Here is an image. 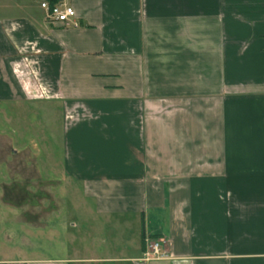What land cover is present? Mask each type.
Listing matches in <instances>:
<instances>
[{
  "label": "crops",
  "instance_id": "crops-1",
  "mask_svg": "<svg viewBox=\"0 0 264 264\" xmlns=\"http://www.w3.org/2000/svg\"><path fill=\"white\" fill-rule=\"evenodd\" d=\"M41 1L0 0V103L39 117L0 107V264H264V0Z\"/></svg>",
  "mask_w": 264,
  "mask_h": 264
},
{
  "label": "rangeland",
  "instance_id": "rangeland-1",
  "mask_svg": "<svg viewBox=\"0 0 264 264\" xmlns=\"http://www.w3.org/2000/svg\"><path fill=\"white\" fill-rule=\"evenodd\" d=\"M0 107H2L3 109L1 113L3 117H1L5 119V128L8 131H19V129H23L19 126L28 127L32 124V120H36L39 118L37 117L38 112L31 110L29 111L28 107L30 108V106H27L26 103H8L6 105H4V103H0ZM13 150L16 153H13ZM26 150H28V148L25 146V144L14 143L0 137V183H25L27 181H30L32 177L31 172L23 168V163L25 161L23 159V156L27 152ZM33 177H35V181L42 183L40 177ZM29 193L30 192L19 190L17 191L15 189L7 187L6 190L3 191V198L6 200L31 198V193ZM41 193L42 191H40V194ZM53 194L54 193H51V199L55 198ZM38 242L42 244L41 239Z\"/></svg>",
  "mask_w": 264,
  "mask_h": 264
},
{
  "label": "built area",
  "instance_id": "built-area-1",
  "mask_svg": "<svg viewBox=\"0 0 264 264\" xmlns=\"http://www.w3.org/2000/svg\"><path fill=\"white\" fill-rule=\"evenodd\" d=\"M40 7L46 11V18L52 22H58L64 26H76L73 21L75 11L73 7L57 2L50 4L48 0H42ZM162 238L151 239L147 238L145 243V251L143 259H162L167 257L166 252L162 249Z\"/></svg>",
  "mask_w": 264,
  "mask_h": 264
},
{
  "label": "trees",
  "instance_id": "trees-1",
  "mask_svg": "<svg viewBox=\"0 0 264 264\" xmlns=\"http://www.w3.org/2000/svg\"><path fill=\"white\" fill-rule=\"evenodd\" d=\"M50 4H55L57 2H59V0H48Z\"/></svg>",
  "mask_w": 264,
  "mask_h": 264
}]
</instances>
